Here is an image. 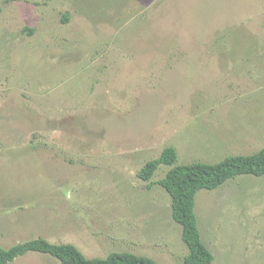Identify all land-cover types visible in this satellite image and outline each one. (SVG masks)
Returning a JSON list of instances; mask_svg holds the SVG:
<instances>
[{"label":"rangeland","instance_id":"obj_1","mask_svg":"<svg viewBox=\"0 0 264 264\" xmlns=\"http://www.w3.org/2000/svg\"><path fill=\"white\" fill-rule=\"evenodd\" d=\"M166 146L177 164L264 148V0H0V246L183 261L172 166L140 177ZM196 213L207 264H264V175L199 190Z\"/></svg>","mask_w":264,"mask_h":264},{"label":"trees","instance_id":"obj_2","mask_svg":"<svg viewBox=\"0 0 264 264\" xmlns=\"http://www.w3.org/2000/svg\"><path fill=\"white\" fill-rule=\"evenodd\" d=\"M177 162L176 149L166 146L158 158L148 161L142 167L140 177L150 181L160 164L172 166L158 183L172 197L173 218L183 226L182 236L189 247V253L183 261L174 264L212 263L215 256L203 241L199 227L196 213L197 193L201 189L219 188L237 175H264V148L252 154L229 155L215 163ZM28 252L49 254L64 264H162L152 257L129 251H113L106 257L89 258L74 243H54L42 237L19 242L9 248L0 246V264H9Z\"/></svg>","mask_w":264,"mask_h":264},{"label":"crops","instance_id":"obj_3","mask_svg":"<svg viewBox=\"0 0 264 264\" xmlns=\"http://www.w3.org/2000/svg\"><path fill=\"white\" fill-rule=\"evenodd\" d=\"M34 239V238H33Z\"/></svg>","mask_w":264,"mask_h":264}]
</instances>
